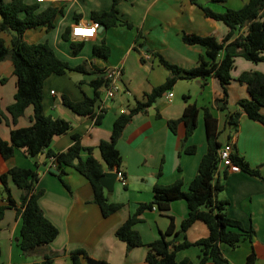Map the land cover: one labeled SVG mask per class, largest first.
Returning <instances> with one entry per match:
<instances>
[{"label": "crops", "instance_id": "obj_1", "mask_svg": "<svg viewBox=\"0 0 264 264\" xmlns=\"http://www.w3.org/2000/svg\"><path fill=\"white\" fill-rule=\"evenodd\" d=\"M49 1L63 5L64 12L57 16L56 25L51 30H47L45 26L28 29L24 35L28 41L48 39L58 54L68 59L72 65L87 59L90 64L100 67L122 68L118 80L119 89L112 97L107 96L105 87L101 88V96L96 102L97 111L100 108L104 109L100 122L96 120V116L75 112L62 99L63 94H68L75 100L82 99L85 95L92 96L94 88L90 80L94 77L77 74L70 81L71 89L64 87L60 91L55 87L59 80L53 74L44 83L45 112L55 117L70 119L73 123V129L56 135L51 146L56 151L66 150L74 141L73 133L79 132L82 144L93 146V154L101 160L98 145L102 139L111 137L113 122L117 115L134 105L137 100H144L146 93L163 83L170 73L153 51H160L168 60L181 66L192 67L198 63L205 49L200 44L186 43L182 38L183 30L215 34L219 39L230 30L223 20L206 15L204 9L193 0H121L118 3L119 16L141 27L146 36L145 44H141L142 39L115 40L111 37L115 28H111L107 34V43L111 51L109 56L104 58L93 53V46L100 43V32L107 28L101 27L95 36L85 38L84 47L79 53L71 51L70 41L65 40L62 33L67 26L72 29L76 23L92 21V10L109 9L113 0H45L43 6L48 5ZM198 1L221 11L226 6L241 7L247 0ZM51 31H55V36L53 35L55 43L52 42V34L47 37ZM4 35L9 42V35ZM57 46L72 58L62 55ZM255 69L264 72V60L253 61L242 55L236 57L232 70L234 78L228 87L226 109L221 107L225 100L220 80L216 76H209L207 80L201 77L178 79L173 89L158 97L148 112L136 113L117 143L122 154L121 168L125 171L127 183L124 185L117 180L113 189L105 187L109 199L121 202L122 206L108 215L103 213L100 204L94 200L93 184L84 174L74 167H69L66 175L69 183L67 187L46 163L45 152L42 153L39 157L41 165L37 167L39 179L36 186L43 189L39 202L47 217L58 226L59 233L48 246L31 253L24 252L19 245L20 216L15 207H8L0 222V264L40 263L47 252H56L53 264H73L70 251L78 247L85 248L89 255L102 260L104 264H151L147 259L149 242L160 237L172 218L175 229L180 227L188 213L187 201L184 198L175 199L165 211L158 208L146 209L141 215L142 219L136 224L142 235L143 244L130 249L127 242L117 236V227L141 202L153 199L155 183L169 184L182 179L184 188H188L207 150L202 107L211 106L219 119L220 130L223 126L226 128L227 111L235 108L239 98L249 95L247 85L240 82L238 86L236 79L241 72ZM71 72L74 73V70ZM2 76H8V80L5 83L0 81V105L5 113V117L0 121V135L10 140L11 128L32 123L34 106L28 105L25 112L14 120L7 109L14 101L17 89V75L14 73L11 58L0 61V77ZM170 91L173 92L171 97L168 94ZM189 102H196L201 109L197 128L184 144V123L180 122L177 130L173 131L168 119L180 117ZM224 135L225 132L220 134V140L223 143L232 140L235 151L243 155L252 166H258L264 175V123L250 118L244 112L238 129L229 132L226 140L223 138ZM188 144H196V151L186 152L185 146ZM87 155L88 151L83 150L82 156ZM16 165L36 168L33 158L25 149L17 148L12 156L4 159L0 157V176ZM224 168L222 167L218 173L222 183V188L217 193L218 198L228 200L226 209L232 217L240 219L246 227L255 229L252 239H244L235 247L223 244L224 255L230 264H245L247 255L253 248L257 254L255 264H264V180L243 169L224 171ZM0 185L2 204L7 202V194L1 180ZM8 185L11 194L20 203L22 189L12 178L8 179ZM209 232L208 224L202 219H197L187 229L186 235L189 240L196 241L207 236ZM173 235L169 237L172 238ZM201 254L199 245H191L178 250L177 258L190 257L198 262ZM203 264L217 263L209 259Z\"/></svg>", "mask_w": 264, "mask_h": 264}, {"label": "trees", "instance_id": "obj_2", "mask_svg": "<svg viewBox=\"0 0 264 264\" xmlns=\"http://www.w3.org/2000/svg\"><path fill=\"white\" fill-rule=\"evenodd\" d=\"M121 0H113L109 9L92 10L93 20L104 25L105 29L117 24H126L132 27L131 21L119 16L118 3ZM198 3L206 15L223 20L230 30L219 39L215 34H200L183 30L182 38L189 44H200L205 53L200 55L198 63L192 67H184L168 60L160 51H153L159 62L170 71L165 81L155 86L152 91L146 93L144 100H137L127 110L121 111L115 118L112 126V135L109 139H102L99 149L102 160L93 154V146L82 144L81 134L73 133V143L68 149L56 151L51 145L56 135L66 133L73 129L70 119L55 117L47 114L44 109V83L52 74H64L69 70L82 72H96V76L90 80L94 88L92 96L75 100L68 94H63V102L72 110L83 115L96 116L100 122L103 117V108L96 110V102L101 96V88L106 87L109 79L106 77V67L90 64L87 59L72 65L68 59L61 57L48 39L28 41L24 35L30 28L45 26L47 30L55 27L56 18L64 12V6L44 1L35 0H0V61L10 57L14 64V73L17 75V89L14 101L7 109L16 120L22 115L27 106H34L32 123L25 126L11 128V139H4L0 135V157L2 159L12 156L17 148H24L27 154L33 158L36 168L16 165L2 173L0 180L6 192V203L0 204V222L8 207H15L21 219L19 245L26 253L48 246L58 235V226L47 217L42 209L39 198L43 193L42 188L36 186L39 179L37 167L41 165L39 157L45 152L46 163L58 174L63 183L69 187L67 173L69 167H74L84 174L93 184L94 200L100 204L103 213L108 215L122 206L121 202L110 200L101 181V176L107 170H118L122 165V154L118 148L125 127L138 112H148L158 97L166 91L172 90L178 79H194L201 77L207 80L210 76H216L223 87L225 104L221 107L228 108V87L232 82V70L235 66L236 57L242 55L253 61L264 60V0H247L241 7L226 6L224 10H216L212 6ZM225 1V0H220ZM244 28V29H243ZM71 27L67 26L62 36L70 41L71 51L79 53L84 47V39H73ZM4 34L9 35V42ZM144 35L140 29L137 38ZM145 44V41L141 43ZM148 50H150L148 48ZM111 47L106 41V36L100 43L93 46V53L107 58ZM143 59V58H142ZM7 76L0 77L1 82L7 81ZM245 83L248 88V96L241 97L236 101L234 109L226 113V126L230 132L238 129L241 116L245 112L250 118L264 123V72L262 70H245L237 78ZM205 83V82H204ZM200 106L196 102H189L180 117L169 118L168 124L176 131L178 124L185 125L184 144L188 137L194 133L198 125ZM206 126L207 150L199 163L198 171L190 181L187 189L184 188L182 179L169 184L155 183L153 199L141 202L136 210L116 229V234L127 242L128 249L143 244V239L136 224L142 219L141 215L146 209L156 206L165 211L170 203L179 198H184L188 203V213L182 220L180 227L175 229L172 218L169 226L157 239L149 242L147 259L151 264H203L209 259L217 264H230L224 255L223 244L237 246L244 239H252L255 234L253 227H246L244 223L227 212L228 200L217 196L222 188L218 176L220 171V148L223 142L220 140L221 130L219 119L211 106H203ZM5 117L0 105V121ZM230 135V134H229ZM231 136V135H230ZM196 144H188L185 151L195 152ZM87 150L88 155L82 156V151ZM78 158L76 162L75 159ZM53 159V160H52ZM232 159L239 164L241 169L260 176L264 180L258 166H252L250 162L233 145ZM56 163L52 168V164ZM224 171H228L225 166ZM22 189L20 203L11 194L8 179ZM1 186V185H0ZM197 219L204 220L209 227V234L191 241L187 238L186 231ZM174 234L173 237L169 235ZM199 245L201 257L195 262L190 257L177 258V251ZM56 252L45 253L44 259L36 264H53ZM73 264H89L87 262L88 251L78 247L70 251ZM257 254L252 248L246 258L245 264H255Z\"/></svg>", "mask_w": 264, "mask_h": 264}, {"label": "built area", "instance_id": "obj_3", "mask_svg": "<svg viewBox=\"0 0 264 264\" xmlns=\"http://www.w3.org/2000/svg\"><path fill=\"white\" fill-rule=\"evenodd\" d=\"M38 1H45V0H38ZM95 24L101 25L96 20H92L88 23H76L72 27L71 36L74 38H81V39L89 38V37L74 36L73 35V28H74V26L92 27ZM98 29L96 31V34L99 31ZM121 74H122V68L120 66H112V67L107 68L106 77L109 79V83L105 87L106 91H107V96L112 97L115 94V92L119 89V81L118 80H119V77L121 76ZM168 94L171 97L173 95V92L170 91V92H168ZM232 151H233V141L228 140V141L224 142L220 148V163H221V165L226 166L228 168V170H230V171H239V170H241V167L239 164H237L233 161ZM55 165H56V163L54 162L52 164V167H55ZM116 171H117V179L122 184L125 185L127 183V176L125 174V171L122 168H120ZM154 208H157V207L154 206Z\"/></svg>", "mask_w": 264, "mask_h": 264}, {"label": "rangeland", "instance_id": "obj_4", "mask_svg": "<svg viewBox=\"0 0 264 264\" xmlns=\"http://www.w3.org/2000/svg\"><path fill=\"white\" fill-rule=\"evenodd\" d=\"M111 28H115L112 31L114 33L111 34V37H113L115 40H125V41H128V40L132 41V40L136 39L138 31L141 29V27L138 26V25H136V26L133 25L132 27H129L126 24H117V25H114V26H111V27L107 28L104 32H100L101 33V38L99 39V42H101V40H102V38L104 36H106V41H107V34L109 32V29H111ZM50 34H52V36L53 35L55 36V31L49 32L48 35H47L48 38L50 37ZM54 36L52 37V42L55 43ZM145 37H146L145 35H141V37H139V39H142V41H145ZM61 39H60V41H61ZM66 45H67V48H68V44L67 43H66ZM57 48H58V50L60 51V53L62 55L64 54V56H67L69 59L72 58L69 54H67L66 52H64L61 49H59L58 46H57ZM7 58H10V57H7ZM71 71H73V70H69V71H67L64 74H56V73L53 74V76H55V78H58V80H59L57 86L55 85V87L58 89V91H60V89H62V88L64 89V87H68V89H71L70 81L72 79H74L77 74H80L82 76L84 75L85 77H89V78L90 77H95L96 74H97L96 72H82V71L74 70V73H73ZM7 78H8V76H7ZM61 80H63V81H61ZM236 82L238 83V86H239L240 81L236 79ZM59 98H61V95H59ZM202 111H203V109H202ZM203 114H204V111H203ZM221 130H222L221 133L225 132V135L223 136V138L225 137V140H226L228 138V133L230 132V128H229V126L226 127V128L223 126ZM221 167H225V166L221 165Z\"/></svg>", "mask_w": 264, "mask_h": 264}, {"label": "water", "instance_id": "obj_5", "mask_svg": "<svg viewBox=\"0 0 264 264\" xmlns=\"http://www.w3.org/2000/svg\"><path fill=\"white\" fill-rule=\"evenodd\" d=\"M1 17V15H0ZM101 27L104 28V25H100L98 30H101ZM75 161H78V158L75 159ZM117 171L116 170H108L101 176V181L104 184V186L108 189H113L114 185L117 181ZM87 262L89 264H104L102 260L96 259L93 256L89 255L87 256Z\"/></svg>", "mask_w": 264, "mask_h": 264}, {"label": "clouds", "instance_id": "obj_6", "mask_svg": "<svg viewBox=\"0 0 264 264\" xmlns=\"http://www.w3.org/2000/svg\"><path fill=\"white\" fill-rule=\"evenodd\" d=\"M100 25L95 24L92 27L74 26L73 35L77 37H93Z\"/></svg>", "mask_w": 264, "mask_h": 264}]
</instances>
